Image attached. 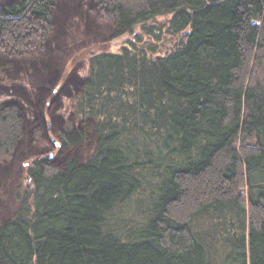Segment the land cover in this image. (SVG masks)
Wrapping results in <instances>:
<instances>
[{
  "label": "trees",
  "instance_id": "1",
  "mask_svg": "<svg viewBox=\"0 0 264 264\" xmlns=\"http://www.w3.org/2000/svg\"><path fill=\"white\" fill-rule=\"evenodd\" d=\"M95 2L114 29L105 42L140 27L174 47L160 54L136 34L88 57L81 126L61 131L56 159L25 167L0 220V264H264V0ZM57 3L69 7L0 0V54L36 53ZM56 54L17 72L47 79ZM24 119L0 107L3 179L31 151ZM89 142L87 157L70 153Z\"/></svg>",
  "mask_w": 264,
  "mask_h": 264
},
{
  "label": "rangeland",
  "instance_id": "2",
  "mask_svg": "<svg viewBox=\"0 0 264 264\" xmlns=\"http://www.w3.org/2000/svg\"><path fill=\"white\" fill-rule=\"evenodd\" d=\"M67 1L69 7L67 6L64 10L57 3L52 30L44 45L33 53L34 55L0 54V107L9 103L21 106V113L25 118V131L21 143H23L22 146L29 147L27 151L31 148L26 156L20 158L17 169L13 170L14 173L12 172L9 178L0 177V220L9 216L14 209L13 189L18 184H23V187L27 184L24 173L31 159L36 156L41 158L49 156L51 160L56 159L61 144L57 137L61 131H64L66 127L81 126L79 118L74 113L73 102L88 73L90 55L119 52L126 41L136 42V34L142 40L137 43L138 46L143 43V46L155 45L160 54H166L174 47L176 40L174 37L164 34L157 41L153 37L141 35L140 27H136L128 36L105 42L111 39L114 29L97 9L95 0ZM162 20L163 18L157 19V21ZM94 24L100 28L93 32L88 27ZM50 51L57 53L58 65L57 72L51 76L47 75V79L37 80V77L31 74L32 78L29 72V75L17 72L20 65L27 63L30 65L26 68L32 73L33 64L36 62L33 58L43 59L49 55ZM26 98H30L29 103ZM27 116L31 121L28 126ZM90 149L89 142L72 148L70 153L78 152L87 157ZM4 159L1 155L0 162ZM60 160L59 158L55 163H60Z\"/></svg>",
  "mask_w": 264,
  "mask_h": 264
},
{
  "label": "water",
  "instance_id": "3",
  "mask_svg": "<svg viewBox=\"0 0 264 264\" xmlns=\"http://www.w3.org/2000/svg\"><path fill=\"white\" fill-rule=\"evenodd\" d=\"M241 193H243V190L241 191Z\"/></svg>",
  "mask_w": 264,
  "mask_h": 264
},
{
  "label": "bare ground",
  "instance_id": "4",
  "mask_svg": "<svg viewBox=\"0 0 264 264\" xmlns=\"http://www.w3.org/2000/svg\"><path fill=\"white\" fill-rule=\"evenodd\" d=\"M6 178V177H5Z\"/></svg>",
  "mask_w": 264,
  "mask_h": 264
}]
</instances>
